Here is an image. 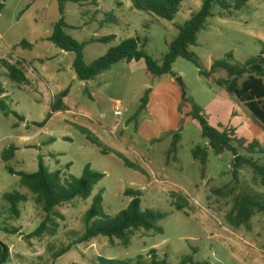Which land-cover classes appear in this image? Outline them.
Returning <instances> with one entry per match:
<instances>
[{
  "label": "rangeland",
  "instance_id": "374dc122",
  "mask_svg": "<svg viewBox=\"0 0 264 264\" xmlns=\"http://www.w3.org/2000/svg\"><path fill=\"white\" fill-rule=\"evenodd\" d=\"M236 2L228 0L230 15L215 5L206 30L198 34L190 52L200 68L179 59L174 76L157 78L144 61H123L82 82L73 67L75 54L47 40L60 19L57 1L0 0V101L6 106L0 107V243L9 249L4 264H98L99 258H142L152 264L153 252L162 264H264V216L255 214L249 228L227 221L240 194L264 198V188L250 168L235 182L233 155H216L190 116L195 104L213 126H233L234 145L243 156H249L247 146L254 140L264 148L263 82L233 79L222 70L210 79L200 75V69L210 71L214 62L229 55L236 65L262 57L264 0H248L241 10L235 9ZM202 4L185 0L175 19L167 21L134 9L127 0H88L82 7L69 3L66 32L85 44L88 65L131 38H140L141 48L162 63L179 35L178 26ZM110 36L115 37L110 43L90 42ZM23 41L33 48L19 46ZM20 60L27 78L23 83L13 81L9 73V64L19 66ZM226 80L231 85L219 84ZM146 94L148 106L138 114ZM121 108L124 115L117 117ZM199 146L208 148L206 166L193 156ZM11 147L16 148L14 158L3 160ZM256 152L252 157L264 164L260 148ZM41 161L66 179L81 178L87 166L105 178L87 200L76 198L57 207L61 217L54 214L44 234L32 237L46 213L10 170L33 174ZM100 191L109 218L128 208V191L138 192L143 211L166 215L159 223L163 233L133 232L128 246L104 237L79 243L86 229L84 217ZM13 192L29 199L19 205L20 218L12 217L3 200ZM66 247L69 253L56 258Z\"/></svg>",
  "mask_w": 264,
  "mask_h": 264
},
{
  "label": "trees",
  "instance_id": "16d2710c",
  "mask_svg": "<svg viewBox=\"0 0 264 264\" xmlns=\"http://www.w3.org/2000/svg\"><path fill=\"white\" fill-rule=\"evenodd\" d=\"M59 5L60 19L54 25L52 34L47 39L53 45L64 52L74 53L76 56L74 62V70L78 79L82 82H90L102 73L110 70L114 65L126 61L131 63L133 61L146 63L147 69L151 75L160 78L163 76H174L173 65L179 59L190 61L200 68L195 56L190 52V49L196 45L197 36L200 32L206 30L207 22L212 17V10L215 5L220 6L223 12L231 14L232 6L229 5L228 0H203L200 10L192 14V17L184 25H179L178 37L169 45V51L164 56L162 63H158L151 56H149L141 48L140 38H131L123 41L117 47L111 48L107 54L92 64L88 65L84 59V46L67 34L66 30L69 26L66 23V6L73 3L82 7L88 0H55ZM133 8L138 11L147 12L160 19L173 21L180 13L182 4L185 0H127ZM248 0H237L235 9L241 10ZM3 5L0 6V8ZM225 16V13L221 14ZM115 39L114 36L104 37L101 39H93L90 42L110 43ZM19 46L32 49L33 45L27 41H23ZM232 55H229L228 60H220L213 63L210 71H203L200 69V75L206 79H210L217 71H225L230 78L241 79L244 77H252L260 79L264 84V51L262 57L258 59H251L245 64H234L230 62ZM23 62L19 61V66H10L9 73L13 81L23 83L26 81L25 77H21ZM253 81V85H254ZM221 86L231 85V81L226 80L219 82ZM252 85V86H253ZM251 86V87H252ZM250 87V89H251ZM250 89L248 91H250ZM247 91V92H248ZM148 106V95L142 99V106L138 114L146 110ZM0 107L6 108L3 101H0ZM138 116V115H137ZM190 116L195 120L201 130L204 139L207 140L209 147L216 153V155H223L229 152L233 155L232 175L235 182H239L240 173L245 168H250L254 174V180L257 181L262 188H264V164H261L252 157L258 154L256 149L260 148V153L264 154V148H261L258 140H254L247 146L249 156L240 154L237 147L234 145L235 128L233 126H213L204 111L197 105L192 104V112ZM91 138V137H89ZM93 142L95 140L91 139ZM180 136L175 135L173 150H177V144ZM16 148L11 147L5 151L3 160L10 161L14 158ZM193 156L200 161L203 166L208 163V148L197 147L193 151ZM12 174H18L21 178V185L27 188L28 191L34 195L35 203L40 206L46 213V219L40 228L32 234V237H41L47 229L48 223L56 214L57 207L70 203L76 198L87 200L91 197L94 189L105 178V174L91 170L87 166L84 170L83 176L79 179H66L61 176V172L52 173L40 162V169L33 174L16 173L10 170ZM131 197V202L128 208L119 213L115 218H109L103 207L104 191H100L94 198L90 210L84 217L86 226L85 233L79 240V243L89 242L98 237L109 239H118L123 245L130 244V236L133 232L147 231L155 233H163V229L159 223L166 218L163 213L154 212L151 210L143 211L141 207L140 194L134 191L126 193ZM4 202L9 206V211L14 218H20L21 211L19 205L28 202V196L20 192H13L3 196ZM262 214L264 216V198L261 195H253L250 193L240 194L234 203L231 213L227 216V221L234 227L246 225L248 228L250 220L255 214ZM5 249V255L2 258ZM70 247L63 248L56 258L69 253ZM152 264H162L157 260V255L153 252ZM9 255V249L0 243V264H4ZM189 260H184L181 264H189ZM98 264H146L143 263L142 258L137 261L133 260H107L99 258Z\"/></svg>",
  "mask_w": 264,
  "mask_h": 264
},
{
  "label": "crops",
  "instance_id": "0c3cea01",
  "mask_svg": "<svg viewBox=\"0 0 264 264\" xmlns=\"http://www.w3.org/2000/svg\"><path fill=\"white\" fill-rule=\"evenodd\" d=\"M33 4H31V5H27V7L29 8V6H32ZM4 7V6H3ZM3 7H1L0 8V17H2V13H1V11H2V9H3ZM5 60V59H4ZM3 60V61H4ZM21 61V60H20ZM19 61H17V63H18ZM23 63H24V61H22ZM9 65H12V66H15L16 65V63L14 64V62L13 63H11V64H9ZM22 76L21 77H25L24 75H23V72H22V74H21ZM26 78V77H25ZM27 79V78H26Z\"/></svg>",
  "mask_w": 264,
  "mask_h": 264
},
{
  "label": "built area",
  "instance_id": "2783aa9c",
  "mask_svg": "<svg viewBox=\"0 0 264 264\" xmlns=\"http://www.w3.org/2000/svg\"><path fill=\"white\" fill-rule=\"evenodd\" d=\"M124 108H121L119 111L116 112L117 117H122L124 115ZM119 125V124H118Z\"/></svg>",
  "mask_w": 264,
  "mask_h": 264
},
{
  "label": "water",
  "instance_id": "95a60500",
  "mask_svg": "<svg viewBox=\"0 0 264 264\" xmlns=\"http://www.w3.org/2000/svg\"><path fill=\"white\" fill-rule=\"evenodd\" d=\"M4 250V252H3V255H2V258L4 257V255H5V249H3Z\"/></svg>",
  "mask_w": 264,
  "mask_h": 264
}]
</instances>
